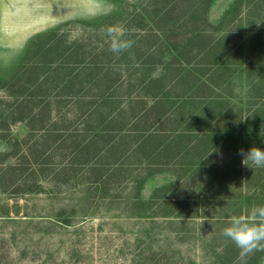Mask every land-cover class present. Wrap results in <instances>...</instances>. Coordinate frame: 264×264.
Segmentation results:
<instances>
[{"label": "rangeland", "instance_id": "rangeland-1", "mask_svg": "<svg viewBox=\"0 0 264 264\" xmlns=\"http://www.w3.org/2000/svg\"><path fill=\"white\" fill-rule=\"evenodd\" d=\"M115 25L136 41L126 53L108 50ZM196 35L220 43L210 58L196 44L176 76L225 70L201 96L185 87L171 101L199 123L156 138V113L142 121L134 101L156 94L148 79ZM174 129L213 153L215 135L228 139L212 158H179L161 150ZM232 134L264 148V0H0V264H236L221 231L248 211V188L223 171L244 164Z\"/></svg>", "mask_w": 264, "mask_h": 264}, {"label": "crops", "instance_id": "crops-1", "mask_svg": "<svg viewBox=\"0 0 264 264\" xmlns=\"http://www.w3.org/2000/svg\"><path fill=\"white\" fill-rule=\"evenodd\" d=\"M172 36V35H171ZM171 36H168V39L164 38L163 40H161V42L159 43V45L162 46H166L167 44H171L173 41L171 39ZM173 38V37H172ZM187 39H185V45L181 48L178 49V52L176 50V48H174V52L175 55H171V59L168 61V63H164V66L162 69L156 71V77L152 76V78L148 79V83L152 85L156 84V94L154 96H146V97H142V98H136L134 101L133 106H135V109L138 111V113L141 114V116H139V118L143 121L145 118H147L148 120V115L152 116L153 113L155 115L156 113V138H158L159 133L161 134H165L166 129L168 127V125H172L175 123H190V124H195V123H199L200 122V118L199 116H190L189 118H181L179 116V114H181L183 107H184V102L179 101L176 103H172L171 101L175 98V96L177 95L178 91H180L183 88H189L191 89L190 92L192 93H188L191 94L190 97H192L193 94L198 95L197 92L200 91L201 89H207L210 86L212 87H216L214 85L213 82V74L216 73V75H218L219 73H223L225 68L222 67V65L219 64H213V69L212 71L209 72V74L205 75H200L201 74V70L197 71L194 69H190V70H186L185 74L184 73H180L176 76L177 71H179L177 68L178 64L180 62L183 63H187L189 60L185 59V54L187 52H191L193 51V49L196 50V44H202L203 48L201 50L202 52V56H210L213 53V50L216 48V46L218 45V43L216 40H209L208 36L205 35H196V36H188L186 37ZM160 51H161V47L157 46L156 49V55H160ZM170 56V55H168ZM210 58V57H208ZM213 58L212 59H208L206 60V62L204 63H208L209 66H211L213 63ZM156 63H158L157 65H159V61H156ZM178 63V64H177ZM181 64V63H180ZM174 74V75H173ZM171 75L173 78H171ZM176 76V77H175ZM198 76H204V80H200L198 78ZM206 77V78H205ZM215 79V78H214ZM163 86V87H162ZM219 86V85H217ZM196 92V93H195ZM201 96V95H198ZM204 96V95H203ZM180 97V96H179ZM187 97V96H186ZM151 102L149 101L150 99ZM213 97L206 103H204L202 106H204L205 104H207V107L204 106V108L201 109V112L206 111L210 105L213 102L212 100ZM191 105V104H190ZM134 109V110H135ZM117 112V111H115ZM226 113H223V115L220 117L221 118V122L224 123V121H230L231 118L230 116H227L229 114V112L226 110ZM116 114V113H115ZM118 115H120L122 117L121 120H123V110H121L120 114L118 113ZM153 118V117H152ZM155 118V117H154ZM219 118V119H220ZM119 120V116L118 117H112L110 120L106 121V133L112 130H115L114 127H117V125L120 123L123 125V121ZM121 121V122H120ZM148 122V121H147ZM220 122L218 120V118L213 121V123H217ZM168 124V125H167ZM193 131L188 130V131H181L178 129H174L173 133H175V135H171L169 137V139H175L173 140V143H168V145L163 148V146H161V150L163 152L166 151H170L171 154H174L176 156L180 157H188V156H198L200 158H203L206 156V154L208 153L209 157H214L218 155V149L221 148V144L225 142V139H228V135H224L221 136V134H217L214 136L215 139V145H216V149L215 152L213 153L214 149L211 150V144H209L208 141H205L204 139H202V137H194V135L192 134ZM195 132V131H194ZM217 132V131H216ZM235 134V132H234ZM232 134L231 137L229 136V140L230 138L233 139L236 143L233 142L232 148L234 150H236L238 153H240V150L242 149V147L247 148V150H249L250 148L254 147V144H256L254 141V137L251 135L244 136L242 134L240 135H234ZM237 136V137H236ZM246 138V139H245ZM245 139V140H244ZM185 140V145L179 149L178 151H175V149L178 148V145H176L174 148H172L174 146L175 141L177 142H184ZM211 141V140H210ZM170 144V145H169ZM204 144V145H203ZM209 144V145H208ZM214 144L212 146V148L214 147ZM226 145V144H224ZM205 146L208 147L207 149H199L200 147ZM174 150V151H173ZM204 150V151H202ZM218 150V151H217ZM264 150V148L262 149ZM159 152V151H158ZM211 157V158H212ZM199 158V159H200ZM225 173L232 171L234 175H232V183H237L236 189H238L240 195L243 193L244 194V189L248 190V197H247V209L249 210L253 205H260V204H264V168H257L254 167L252 165L247 166L244 164H236V165H232V167H230L229 169H225L223 170ZM236 172V173H235ZM256 172H260V175L258 177V179H255V177L257 176ZM219 173L218 172V177H219ZM221 175V173H220ZM244 181V182H243ZM234 186V187H235ZM247 194V191L245 192Z\"/></svg>", "mask_w": 264, "mask_h": 264}, {"label": "clouds", "instance_id": "clouds-1", "mask_svg": "<svg viewBox=\"0 0 264 264\" xmlns=\"http://www.w3.org/2000/svg\"><path fill=\"white\" fill-rule=\"evenodd\" d=\"M103 35L108 50L114 54L126 53L136 43L131 38V30L119 25L106 27ZM240 154L245 165L264 168V150L252 147L247 152L241 149ZM221 235L238 249L236 264H247L250 255L264 252V204L253 205L243 215H233Z\"/></svg>", "mask_w": 264, "mask_h": 264}]
</instances>
